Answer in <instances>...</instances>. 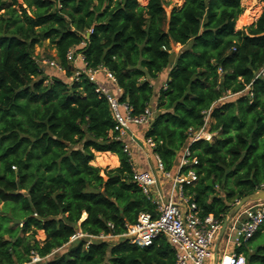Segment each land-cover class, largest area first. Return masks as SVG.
<instances>
[{
    "label": "trees",
    "instance_id": "1",
    "mask_svg": "<svg viewBox=\"0 0 264 264\" xmlns=\"http://www.w3.org/2000/svg\"><path fill=\"white\" fill-rule=\"evenodd\" d=\"M241 1L184 0L167 15V0H0V264H31L34 256V264H175L162 237L147 247L69 243L77 231L119 235L140 214H156L131 181L106 97L84 75L73 78L71 51L113 75L132 115L152 111L144 138L166 171L209 112L214 140L189 148L202 216L221 219L229 203L264 190V9L235 31ZM44 41L63 74H45L37 62ZM172 45L181 47L173 63ZM164 71L166 88L155 94L151 83ZM227 94L235 96L212 108ZM96 153L114 155L118 167L93 166ZM217 187L224 201L206 206ZM257 240L263 246L252 253L240 250L246 264H264V231L248 243Z\"/></svg>",
    "mask_w": 264,
    "mask_h": 264
},
{
    "label": "built area",
    "instance_id": "2",
    "mask_svg": "<svg viewBox=\"0 0 264 264\" xmlns=\"http://www.w3.org/2000/svg\"><path fill=\"white\" fill-rule=\"evenodd\" d=\"M79 60L82 62V69L76 68L73 78L78 80L80 75H84L91 83L98 86L97 92L104 94L115 123L113 130L117 134L116 139L122 142L123 152L128 156L135 148L142 150L145 154L152 152L155 149L153 140L147 138L139 143L140 140L131 131L134 126L147 127L153 115L152 111L146 109L143 115H132L129 104L120 101L122 91L117 87L113 75L103 68H88L80 55L75 56L74 51L68 52L67 61L73 66ZM49 65L62 71L54 62ZM99 74H103L109 84L115 87L116 93L113 94L103 88L97 80ZM263 75L264 72L261 70L259 76ZM208 118L209 112L206 113L203 126L198 131L191 129L188 131V144L182 150L176 173L166 171L156 154L153 155L154 169L152 171H132V183L156 205L155 216L147 213L140 214L135 224L124 225V231L114 236H90L78 231L71 236L69 243L81 239L89 245L96 240L119 239L133 245L147 247L152 245L155 239L162 237L168 241L175 252V264H207L225 216L221 219H215L213 215L202 216L197 204L187 195L186 189L193 187L198 181V175L193 169L198 162L196 158L191 157L189 148L197 141L210 139L204 131ZM162 180L168 182L170 186L167 201L163 200V192L160 190ZM153 190H156V198ZM263 223L264 201L249 203L228 224L224 238H227V243L231 242L233 249L238 250L243 243L254 236ZM108 227L113 229L109 223ZM38 261L40 259L34 256L31 264ZM228 264H246V258L242 254L232 252L228 256Z\"/></svg>",
    "mask_w": 264,
    "mask_h": 264
},
{
    "label": "crops",
    "instance_id": "3",
    "mask_svg": "<svg viewBox=\"0 0 264 264\" xmlns=\"http://www.w3.org/2000/svg\"><path fill=\"white\" fill-rule=\"evenodd\" d=\"M251 1H255V0H251ZM257 2V1H256ZM256 21V20H255ZM255 21L253 22V23H255ZM252 23V24H253ZM252 24H250V25H252ZM249 26V25H248ZM243 30V28H241V29H238V30H235V31H242ZM174 46H176V47H178L179 48V50L181 49V47L179 46V45H174ZM173 45H172V48L174 47ZM179 50H178V52H179ZM175 54V53H174ZM177 54V53H176ZM176 56V55H175ZM173 57V61L172 62H174L175 61V59H176V57ZM55 62V61H54ZM74 68H77V69H82V62L79 60V61H77L76 62V64L74 65ZM51 69H52V74L53 75H55V76H57V74H63V71H59L57 68H55V67H51ZM168 75H169V71H164V72H162L160 75H159V77L157 78V83L159 84V87L160 88H166V86H165V83L167 82V80H168ZM97 80H98V82L100 83V84H102V86H103V88H105V89H107V90H109L110 92H112L113 94L114 93H116V89H115V87H112L110 84H109V82L106 80V78H105V76L103 75V74H99L98 76H97ZM156 81V80H155ZM122 95V94H121ZM235 95H224L220 100H218L215 104H213V106H212V108L213 107H215L216 105H222L227 99H229V98H233ZM156 105V104H155ZM154 106V103H153V105H152V107ZM154 108V107H153ZM210 112H211V110H210ZM213 123H214V121H213V119H211L210 118V115H209V118H208V123H207V126H206V128L204 129V131H205V133H206V135L207 136H209L210 137V139L208 140V141H213L214 140V138H215V136H216V134H214V133H211L210 132V129H211V126L213 125ZM146 130H147V127H143V126H141V127H132L131 128V131H132V133L134 134V136H136L139 140H140V142L139 143H142L143 142V140H145V138H144V134H145V132H146ZM182 150L183 149H181V151L177 154V157H176V159H175V161H174V163H173V168H172V170H171V173L172 174H174V173H176V171H177V168H178V163H179V160H180V155H181V153H182ZM97 155L99 156V157H97ZM153 155H154V152L152 151V152H149V154H145V152H143L142 150H140V149H138V148H135V149H132L131 150V154H130V156H129V158H130V162H131V164H132V171L133 170H136V171H140V172H145V171H152L153 169H154V160H153ZM100 157H107V158H110L112 161H113V166L111 167V169H114V168H116V167H118V160H117V158L114 156V155H112V154H110V153H96L95 154V159L98 161L99 159H100ZM99 158V159H98ZM94 159V160H95ZM92 165H95L94 164V161L92 162ZM108 170H110V169H108ZM162 182H163V184H162V186L160 187V190L163 192V200L164 201H167L168 200V193H169V189H170V186H169V183L167 182H164L163 180H162ZM211 184H212V182H211ZM196 185H194L193 187H191V188H187L186 189V193H187V195L188 196H190L191 197V199L195 202V200H194V196H195V194L193 193V192H191V190L195 187ZM215 191H216V193L215 194H213L212 196H210V198L206 201V206H210V204L212 203V201H213V199H221L222 201H224V195H223V193H222V190L220 189V192H219V189H218V187L215 189ZM153 195H154V197L156 198V190H153ZM150 203H152L149 199H147ZM196 203V202H195ZM153 204V203H152ZM236 204V203H235ZM235 204H232V203H229L228 204V206L230 207V209L235 205ZM154 205V204H153ZM155 206V211H156V205H154ZM197 206H198V204H197ZM199 207V206H198ZM199 209H200V211H201V208L199 207ZM229 209V210H230ZM202 212V211H201ZM84 218H85V216H84ZM84 218H82V220H84ZM264 231V223L260 226V228L257 230V232L256 233H259V232H263ZM255 233V234H256ZM254 234V235H255ZM227 238L225 237V238H223L222 240H221V242H220V244H219V247H218V255H219V258H220V260H219V262L221 261V263L223 262V259L227 256H229L232 252H236V253H239V254H242V253H240V250H243V249H245V250H248V252H251L252 253V251H253V249L252 248H257V247H259V246H263V244H259L260 243V240H257V241H253V242H249L248 243V241L247 242H245V243H243L242 244V246L240 247V249H238V250H235V249H233V247H232V245H231V242H228L227 243V240H226ZM215 244V243H214ZM214 244H213V246H214ZM259 244V245H258ZM212 251H213V247H212V250H211V253H212ZM245 258H246V256H245V254H242ZM207 264H212V256H211V258H209L208 259V261H207Z\"/></svg>",
    "mask_w": 264,
    "mask_h": 264
},
{
    "label": "rangeland",
    "instance_id": "4",
    "mask_svg": "<svg viewBox=\"0 0 264 264\" xmlns=\"http://www.w3.org/2000/svg\"><path fill=\"white\" fill-rule=\"evenodd\" d=\"M183 1L184 0H167V5H165V11H166L167 15L170 14V12L173 8H176V7L179 8L182 5ZM19 3H20V1H19ZM138 3L142 6H144V5H146L147 0H138ZM240 5L243 8V13L238 17V19L235 23V30L244 28V27L252 24L255 20H257V18L261 14L262 10L264 9L263 4L256 2V1H251V0H242ZM178 50H179V48L176 46H174L172 48V51L176 55L175 57L178 56ZM34 55H35L37 62L45 70V72H46L45 74L52 76L53 75L51 73L52 72V69H51L52 66H50L49 64H51V63L53 64V62H54L51 58L55 56V50H53L49 46L47 41H44L42 46L36 47L34 49ZM55 63H56V61L54 62V64ZM57 76H59V74H57ZM151 84L153 85L155 94H157V92L160 89L159 84L157 83V80L152 82ZM155 106L156 105L154 103L153 110L156 109ZM97 157H99V156L97 155ZM96 159L94 160L95 165H93V166L100 168V170H102V171H105L107 169H111V167L113 166V161L110 158L100 157V159L98 158L99 159L98 161ZM102 176H103V173H102ZM245 206H247V204ZM2 208H3V205L0 203V211L2 210ZM35 239L37 241L42 242L45 239L43 232L38 231L35 235ZM103 241H106L110 244H114L115 242H118L117 239H106ZM219 260H220V258H219Z\"/></svg>",
    "mask_w": 264,
    "mask_h": 264
},
{
    "label": "water",
    "instance_id": "5",
    "mask_svg": "<svg viewBox=\"0 0 264 264\" xmlns=\"http://www.w3.org/2000/svg\"><path fill=\"white\" fill-rule=\"evenodd\" d=\"M170 61L171 62L173 61V57L170 59ZM208 185H211V181L208 182ZM257 201H264V190L252 193L250 195H247L241 198L225 215L222 225H221V229L215 239L213 251L211 253L212 264H219L218 247H219L221 240L224 238V234H225L228 224L241 211V209L246 204L257 202ZM15 222L18 223L17 221Z\"/></svg>",
    "mask_w": 264,
    "mask_h": 264
},
{
    "label": "bare ground",
    "instance_id": "6",
    "mask_svg": "<svg viewBox=\"0 0 264 264\" xmlns=\"http://www.w3.org/2000/svg\"><path fill=\"white\" fill-rule=\"evenodd\" d=\"M221 264H228V257L227 256L223 259V262Z\"/></svg>",
    "mask_w": 264,
    "mask_h": 264
}]
</instances>
